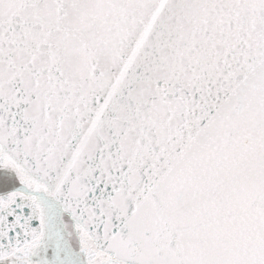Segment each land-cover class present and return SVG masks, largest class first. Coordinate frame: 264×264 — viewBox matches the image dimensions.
<instances>
[{"label":"snow or ice","instance_id":"obj_1","mask_svg":"<svg viewBox=\"0 0 264 264\" xmlns=\"http://www.w3.org/2000/svg\"><path fill=\"white\" fill-rule=\"evenodd\" d=\"M0 264H264V0H0Z\"/></svg>","mask_w":264,"mask_h":264}]
</instances>
